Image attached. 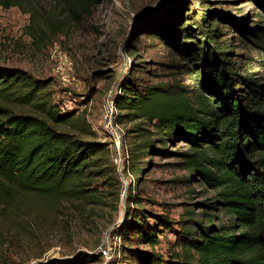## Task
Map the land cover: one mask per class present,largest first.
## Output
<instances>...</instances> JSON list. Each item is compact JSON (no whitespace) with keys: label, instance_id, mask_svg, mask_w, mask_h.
Returning <instances> with one entry per match:
<instances>
[{"label":"trees","instance_id":"16d2710c","mask_svg":"<svg viewBox=\"0 0 264 264\" xmlns=\"http://www.w3.org/2000/svg\"><path fill=\"white\" fill-rule=\"evenodd\" d=\"M35 1L0 0V5L29 12L31 23L26 29L33 39H41L47 33L34 24L39 13ZM52 1L54 9L42 17L52 34L61 32L68 19L78 23L90 16L100 3ZM248 1L254 8L250 18L247 14L230 18L207 10L203 22L210 28L213 15L228 21L241 42L255 48L256 56L250 58L254 65L236 66L228 58L223 43L215 41L219 24L210 32L215 46L206 47L201 60L193 43L182 34L183 23L160 21L152 34L194 64L189 75L190 79L200 75L198 89L191 94L184 88L142 86L132 81L120 85L121 94L114 101L118 116L139 120L130 130L134 136L148 133L130 150L125 169L135 175L143 169L137 164L139 156L151 150L165 155L168 144L181 141L189 149L175 153L184 160L187 179L213 191L212 200L200 202L209 208L202 209V220L194 221L192 231L184 229L181 252H173L167 259L153 247L160 227L170 229L172 222L154 216L151 223L144 211L141 218H129L126 211L115 231H123V239L151 247L123 245L129 264H264V0ZM180 36L186 39L183 47L178 43ZM46 86L45 80L21 68L0 67V219L21 195L80 201H100L102 197L92 184L105 171L100 161L108 150L86 138L92 133L84 118L62 114L42 97ZM145 123L152 130L146 129ZM152 132L157 134L155 138H151ZM112 172L110 168L109 174ZM2 246L0 241V257ZM90 258L85 255L68 263L53 260L50 264H83L80 260Z\"/></svg>","mask_w":264,"mask_h":264},{"label":"rangeland","instance_id":"374dc122","mask_svg":"<svg viewBox=\"0 0 264 264\" xmlns=\"http://www.w3.org/2000/svg\"><path fill=\"white\" fill-rule=\"evenodd\" d=\"M35 6L39 13L34 24L47 33L41 39H33L26 29L31 23L29 12L17 6L0 5V67H18L34 78L45 80L43 98L55 104L60 113L70 112L86 120L92 133L86 138L104 144L108 150L100 161L105 171L92 184L101 190L102 197L100 201H80L19 196L0 219L3 243L0 264H50L53 260L68 263L85 255L93 258L80 260L83 264H129L122 252L123 245L138 249L151 247L123 239V231H115L126 211L129 218H141L144 211L151 223L154 216L168 218L172 226L160 227L158 243L153 249L163 254L164 259L173 252H181L184 229L192 231L194 221L202 220V209L209 208L200 202L206 198L209 202L213 197L212 190L187 179L184 160L175 153L188 150L189 145L176 141L167 145L169 152L165 155L152 150L138 155L137 164L143 169L133 175L125 169L130 150L134 151L148 133L134 136L130 130L139 120L123 119L114 107L113 121L120 138L110 134L105 128L103 103L110 99L114 106L124 81L167 89L184 88L191 94L198 89L200 75L197 73L191 79L189 75L194 64L152 34L160 21L183 23L182 34L193 43L201 60L206 47L215 46L210 32L219 24L215 41L223 43L228 58L236 66L252 63L250 58H255V48L246 45L247 41L241 42L239 33L228 21L213 15L208 28L203 20L207 10L230 18L243 14L250 18L253 3L248 0H100L90 16L78 23L68 19L62 31L55 34L49 32L42 20L54 9L53 1L37 0ZM186 39L180 36L179 46ZM144 127L152 130L148 123ZM156 136L151 133V138ZM110 168H113L111 175ZM103 245L108 248L107 255L102 253Z\"/></svg>","mask_w":264,"mask_h":264},{"label":"built area","instance_id":"2783aa9c","mask_svg":"<svg viewBox=\"0 0 264 264\" xmlns=\"http://www.w3.org/2000/svg\"><path fill=\"white\" fill-rule=\"evenodd\" d=\"M110 101V99H109ZM105 112H109L107 117L104 118V123H105V128L106 130L112 134V135H115L117 134L118 135V139L120 138V135L117 133V125L114 123L113 121V116H114V106L112 104V102L110 101V104L108 105V103H106V101L103 103V114H105ZM120 149V148H119ZM117 155H119V151H117ZM115 160L117 161V159L115 158ZM104 248H101L102 249V253L104 255H107L108 254V248L106 249L105 246L103 245Z\"/></svg>","mask_w":264,"mask_h":264},{"label":"bare ground","instance_id":"6f19581e","mask_svg":"<svg viewBox=\"0 0 264 264\" xmlns=\"http://www.w3.org/2000/svg\"><path fill=\"white\" fill-rule=\"evenodd\" d=\"M106 103H108V105H109V104H110V101H109V100H106ZM108 113H109V112H105V114H104L105 117H107Z\"/></svg>","mask_w":264,"mask_h":264},{"label":"water","instance_id":"95a60500","mask_svg":"<svg viewBox=\"0 0 264 264\" xmlns=\"http://www.w3.org/2000/svg\"><path fill=\"white\" fill-rule=\"evenodd\" d=\"M123 219H124V218H122V219H121V220H119V221H120V222H122V221H123ZM118 223H119V222H118Z\"/></svg>","mask_w":264,"mask_h":264}]
</instances>
